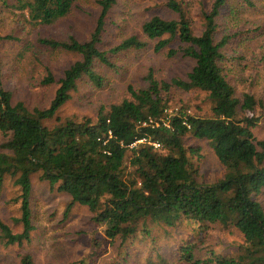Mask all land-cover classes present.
<instances>
[{"label":"trees","instance_id":"obj_1","mask_svg":"<svg viewBox=\"0 0 264 264\" xmlns=\"http://www.w3.org/2000/svg\"><path fill=\"white\" fill-rule=\"evenodd\" d=\"M78 1L16 0L8 6L33 25L53 26L70 15ZM118 2L97 0L99 15L87 39L72 35L38 40L77 57L60 76L45 67L41 83L57 86L47 106L30 108L15 100L13 90L5 87L0 62V133L5 137L0 144V193L10 176L19 187L15 200L21 202V216L16 221L23 227L15 233L0 218V240L19 245L30 240L32 176L40 174L52 188L71 196L67 211L76 203L87 206L92 222L118 249L140 230H151V224L167 231L187 221L235 230L239 240L230 244V251L212 249L204 257L198 244L183 245L180 261L264 264V138L255 135L261 123L257 109L263 103L253 93L239 94L227 69L231 35L222 30L219 18L227 0H214L202 11L200 34L179 0H162L170 16L153 15L142 24L141 34L104 50L100 44L107 19ZM5 41H21V36L0 33V42ZM152 42L156 52L176 43L169 47L170 56L193 64L185 78L158 79L150 70L145 87L130 85V98L100 108L95 117L59 115L77 91L78 80L87 77L102 85L98 63L114 68L113 56L145 49ZM174 89L206 93L211 114L203 117L185 108L169 112ZM190 138L213 148L224 167L220 179L198 180L191 156L199 155L201 148L187 145ZM20 264L35 262L24 254Z\"/></svg>","mask_w":264,"mask_h":264},{"label":"rangeland","instance_id":"obj_2","mask_svg":"<svg viewBox=\"0 0 264 264\" xmlns=\"http://www.w3.org/2000/svg\"><path fill=\"white\" fill-rule=\"evenodd\" d=\"M16 0H0V33L16 34L21 41L0 42V62L5 76V87L13 90L14 99L24 101L30 108L50 103L56 85L42 84L45 67L58 76L77 57L61 49H51L39 43L44 37H90L99 15L97 0H79L72 13L53 26L33 25L20 11L9 8ZM190 12L194 32L202 31V11L208 10L214 0H179ZM162 0H119L111 10L100 46L106 50L133 33L141 34L142 24L159 14L170 16ZM7 4V5H6ZM222 30L230 32V45L226 48L233 82L241 92L253 93L263 105L257 109L261 123L255 129L257 138H264V0H227L220 15ZM176 43L169 47H175ZM169 47L156 52L155 43L145 49H131L113 56L115 67L98 63L103 76L101 86L89 78L78 80V89L60 109L62 118L77 120L95 117L100 108L130 98L129 86L145 87L150 70L158 79L185 78L193 66L192 61L170 56ZM241 56V57H240ZM170 111L185 108L189 113L209 116L210 101L199 90L174 89ZM5 137L0 133V144ZM187 145L200 147L199 155L191 156L192 168L198 180L213 183L220 179L224 167L213 148L204 140L190 138ZM19 187L8 176L0 193V218L13 232L23 230L16 219L21 216V202L15 197ZM71 196L52 188L40 174L32 176L30 208L32 224L30 240L19 244H6L0 240V264H20L22 255L31 254L35 264H186L180 261L179 248L198 244L200 257L210 256L212 249L225 251L239 240L235 230L201 226L180 221L175 227L161 229L151 224V230H140L138 235L121 248L104 238V229L92 222L89 208L76 203L67 211ZM147 228V227H146ZM152 232V233H150ZM150 233V234H148Z\"/></svg>","mask_w":264,"mask_h":264},{"label":"built area","instance_id":"obj_3","mask_svg":"<svg viewBox=\"0 0 264 264\" xmlns=\"http://www.w3.org/2000/svg\"><path fill=\"white\" fill-rule=\"evenodd\" d=\"M169 111H170V109H169ZM176 111H179V110H175V109L171 110V112H176ZM140 141L142 142V141H144V140H140ZM153 145H154L156 148H159V147H160V144H159V143H153Z\"/></svg>","mask_w":264,"mask_h":264}]
</instances>
